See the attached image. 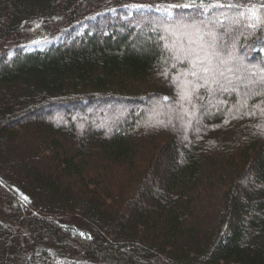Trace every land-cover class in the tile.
<instances>
[{
  "label": "trees",
  "instance_id": "obj_1",
  "mask_svg": "<svg viewBox=\"0 0 264 264\" xmlns=\"http://www.w3.org/2000/svg\"><path fill=\"white\" fill-rule=\"evenodd\" d=\"M0 264H264V0H0Z\"/></svg>",
  "mask_w": 264,
  "mask_h": 264
},
{
  "label": "snow or ice",
  "instance_id": "obj_2",
  "mask_svg": "<svg viewBox=\"0 0 264 264\" xmlns=\"http://www.w3.org/2000/svg\"><path fill=\"white\" fill-rule=\"evenodd\" d=\"M202 3H203V0H202ZM215 6H223V5L217 4ZM228 6L231 7L232 5H228ZM249 12H250L253 20H255L257 22L261 21V17L257 14V11L255 8L250 9ZM196 62H197V58H193L192 60H190V63H192L193 67L196 66Z\"/></svg>",
  "mask_w": 264,
  "mask_h": 264
},
{
  "label": "rangeland",
  "instance_id": "obj_3",
  "mask_svg": "<svg viewBox=\"0 0 264 264\" xmlns=\"http://www.w3.org/2000/svg\"><path fill=\"white\" fill-rule=\"evenodd\" d=\"M40 45V44H39Z\"/></svg>",
  "mask_w": 264,
  "mask_h": 264
}]
</instances>
